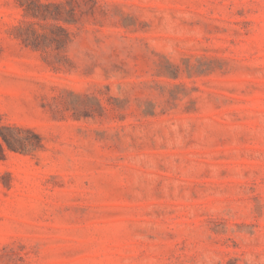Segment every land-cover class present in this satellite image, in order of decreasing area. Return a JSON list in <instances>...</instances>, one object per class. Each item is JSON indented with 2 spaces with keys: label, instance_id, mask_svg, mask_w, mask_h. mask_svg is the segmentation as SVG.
<instances>
[{
  "label": "rangeland",
  "instance_id": "obj_1",
  "mask_svg": "<svg viewBox=\"0 0 264 264\" xmlns=\"http://www.w3.org/2000/svg\"><path fill=\"white\" fill-rule=\"evenodd\" d=\"M0 126V264H264V0H0Z\"/></svg>",
  "mask_w": 264,
  "mask_h": 264
},
{
  "label": "trees",
  "instance_id": "obj_2",
  "mask_svg": "<svg viewBox=\"0 0 264 264\" xmlns=\"http://www.w3.org/2000/svg\"><path fill=\"white\" fill-rule=\"evenodd\" d=\"M3 127L6 128H11V126H0V137L3 140V142L5 143L6 147L11 149V150H23V144H21V142L15 138H13L12 136L6 134L3 132ZM29 132L33 133L32 130H28ZM34 134V133H33ZM36 136V134H34ZM37 138H39V136H36ZM5 151H4V147L3 144L0 142V159L4 157Z\"/></svg>",
  "mask_w": 264,
  "mask_h": 264
}]
</instances>
